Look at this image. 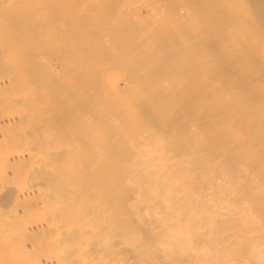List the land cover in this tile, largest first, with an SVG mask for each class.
<instances>
[{
    "label": "bare ground",
    "instance_id": "bare-ground-1",
    "mask_svg": "<svg viewBox=\"0 0 264 264\" xmlns=\"http://www.w3.org/2000/svg\"><path fill=\"white\" fill-rule=\"evenodd\" d=\"M263 158L264 0H0V264H264Z\"/></svg>",
    "mask_w": 264,
    "mask_h": 264
},
{
    "label": "rangeland",
    "instance_id": "rangeland-1",
    "mask_svg": "<svg viewBox=\"0 0 264 264\" xmlns=\"http://www.w3.org/2000/svg\"><path fill=\"white\" fill-rule=\"evenodd\" d=\"M115 72L116 71H110V74H112V76H110L109 81L112 83H114L115 81L119 80L116 76H115ZM119 83H121L120 85H122V82L119 80ZM263 162H264V158H263Z\"/></svg>",
    "mask_w": 264,
    "mask_h": 264
}]
</instances>
